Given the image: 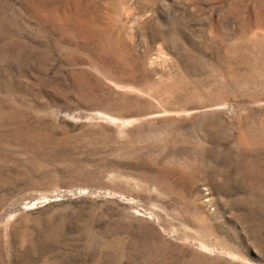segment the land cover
Here are the masks:
<instances>
[{"label":"rangeland","instance_id":"obj_1","mask_svg":"<svg viewBox=\"0 0 264 264\" xmlns=\"http://www.w3.org/2000/svg\"><path fill=\"white\" fill-rule=\"evenodd\" d=\"M0 264H264V0H0Z\"/></svg>","mask_w":264,"mask_h":264},{"label":"bare ground","instance_id":"obj_2","mask_svg":"<svg viewBox=\"0 0 264 264\" xmlns=\"http://www.w3.org/2000/svg\"><path fill=\"white\" fill-rule=\"evenodd\" d=\"M262 148V147H261ZM255 169V168H254Z\"/></svg>","mask_w":264,"mask_h":264}]
</instances>
